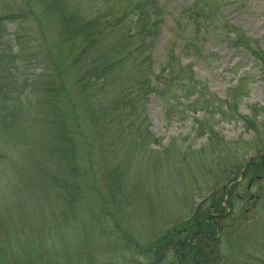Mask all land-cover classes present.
<instances>
[{
    "label": "rangeland",
    "instance_id": "obj_1",
    "mask_svg": "<svg viewBox=\"0 0 264 264\" xmlns=\"http://www.w3.org/2000/svg\"><path fill=\"white\" fill-rule=\"evenodd\" d=\"M193 2L158 0L162 18L151 40L153 75H158L167 54L173 51L179 64L191 66L195 79L217 100L224 101L229 90L246 78L245 96L238 111L250 115V108L264 106V78L257 79L254 59L242 49L229 47L221 31H211L196 52H185V34L173 32L178 14ZM209 3L220 9L221 21L264 50V0ZM32 20L22 23L26 33L39 38L42 53L53 50L58 37L55 22L43 19L39 34ZM6 23V41L13 44L15 25ZM51 74L46 75L52 77ZM61 83L65 88L61 98H65L64 104L71 101L69 107L75 106L73 118L84 137L77 135L74 139L76 149L71 151L76 165L86 167L90 157L94 164L100 150L106 147L107 171L90 170L89 166L75 172L51 168L50 173L25 168L24 147L11 160H0V264H193L188 257L180 258L176 243L186 238L194 220L200 223L214 198H222L224 212H209L218 234L213 236L211 221L209 228H202L208 230L210 239L206 256L210 251L214 256L209 264H264V168L257 172L246 166L264 155V126L257 124L259 119L254 124L256 132L249 128L252 121L246 125L214 115L210 123L217 140L233 143L225 150L219 146L220 153L214 152L206 136H199L202 130L195 122L208 119L203 113L194 114L183 106H175L168 113L164 110L167 97L151 94L138 114L144 111L142 119L146 118L145 127L155 143L144 142L145 151H136L134 146L122 151L118 145L110 149L107 144L96 143L92 136L95 125L83 121L71 74H65ZM115 93L116 90L108 95L114 98ZM34 130L29 129L26 144L36 147L41 130H35L36 135ZM86 141L94 144L93 154L88 148L90 157L85 152ZM36 149L33 152L43 156ZM122 161L126 167L131 162L129 168H116ZM103 163L106 165L105 159ZM106 172L109 182L121 185V190L115 188L121 193L116 192L113 201L101 199ZM69 193L75 194V201L70 200ZM202 236L206 235L201 233ZM206 259L209 261V256Z\"/></svg>",
    "mask_w": 264,
    "mask_h": 264
},
{
    "label": "trees",
    "instance_id": "obj_2",
    "mask_svg": "<svg viewBox=\"0 0 264 264\" xmlns=\"http://www.w3.org/2000/svg\"><path fill=\"white\" fill-rule=\"evenodd\" d=\"M157 2L158 0H115L113 3L107 0H0L2 162L11 160L12 155L24 147L27 152L22 156L25 160L22 167L25 168L44 170L43 173H48L51 168L75 172L79 168L86 170L87 166L90 170L107 171L106 147L98 153L99 160L92 164L90 156L93 154L94 144L90 141L84 143L85 152L90 157L86 160L87 166L80 167L75 163V155L71 151L76 149L74 139L77 135L84 137L81 136L78 121L73 118L76 115L75 106H68L71 104L69 98L66 104L63 101L65 98H61L65 89L61 82L65 74H71L75 92L80 97L82 107L79 112L83 121L95 125L92 136L96 143L101 146L107 144L110 149L118 145L122 151L132 149V146L136 151H145L147 144L144 142L155 143L145 127L146 118L142 119L144 111L138 114V109H143L146 98L151 94L167 97L164 110L168 113L175 106H183L194 114L203 113L208 119L195 122L203 131H200L199 136H206L209 146L214 147V152L220 153L221 149L225 150V147L233 145L217 140V133L210 123L214 115H220L223 121L235 120L246 125L248 121H252L250 129H254L258 119L260 123L257 124L264 126V106L250 108V115H242L238 111L240 101L245 96L246 78H241L229 90L224 101L217 100L208 93L202 82L195 79L191 66L179 64L173 51L167 54L158 75H153L151 40L156 37L162 18ZM219 16L220 9L214 8L209 0H194L178 14L173 32L185 34L182 38L185 52H196L198 44L207 41L211 31H221L226 34L225 42L229 47L242 49L254 59L257 79L263 80L264 50L237 28L221 21ZM28 18L35 20L38 32L41 31L43 19L55 22L58 37L53 50L46 53L40 51L37 44L39 38L24 30L22 23ZM6 22L15 25L13 44L6 41ZM48 72L52 73V77L46 75ZM115 90L114 98L110 97L108 94ZM236 92L239 94L236 95ZM184 102L187 104L183 105ZM73 122L78 125L72 126ZM32 127L37 131L41 130L36 147L33 143L26 144ZM254 130L257 132V129ZM113 139L115 141L110 143ZM221 145L223 147L220 149ZM37 147L43 156L33 152ZM104 159L106 165L103 163ZM122 162L116 164V168H129L131 162L127 163V167L124 165L125 161ZM246 166L260 171L264 168V155L249 161ZM108 179L109 173L106 172L102 181L105 187L102 195L104 199L101 197L103 201H113L115 195L121 193L116 190H121V185L114 180L109 182ZM69 196L71 201H75V194L69 193ZM212 200L200 223L194 220L192 227L186 231V238L176 243L180 258L188 257L193 264H209L214 257L210 251L207 255L209 261L206 259L210 239L206 232L208 230H203V227L207 228L211 221L213 236L218 234L216 221H212L209 212L212 210L215 214H222L224 209L221 206L222 198ZM201 233L206 236L200 238Z\"/></svg>",
    "mask_w": 264,
    "mask_h": 264
}]
</instances>
